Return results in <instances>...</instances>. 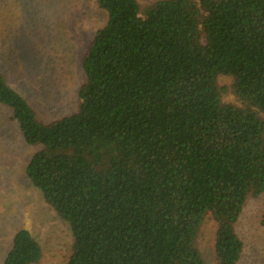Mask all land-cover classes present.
Returning a JSON list of instances; mask_svg holds the SVG:
<instances>
[{"label":"trees","instance_id":"obj_1","mask_svg":"<svg viewBox=\"0 0 264 264\" xmlns=\"http://www.w3.org/2000/svg\"><path fill=\"white\" fill-rule=\"evenodd\" d=\"M97 1L77 111L40 119L0 70V104L38 147L28 179L71 228L67 264H206L208 219L217 264H240L239 222L264 194V0H156L145 16ZM13 237L4 264L41 260L29 229Z\"/></svg>","mask_w":264,"mask_h":264},{"label":"rangeland","instance_id":"obj_2","mask_svg":"<svg viewBox=\"0 0 264 264\" xmlns=\"http://www.w3.org/2000/svg\"><path fill=\"white\" fill-rule=\"evenodd\" d=\"M138 1L145 16L156 0ZM106 20L97 0H0V70L40 119L50 122L78 110L83 58ZM231 83L220 78L226 100L235 101ZM10 111L0 104V264L24 228L42 245L36 264H67L71 228L28 179L26 167L38 147L25 142ZM238 230L245 242L240 264H264V194L249 200ZM215 236L216 224L208 219L196 242L206 264H217Z\"/></svg>","mask_w":264,"mask_h":264}]
</instances>
